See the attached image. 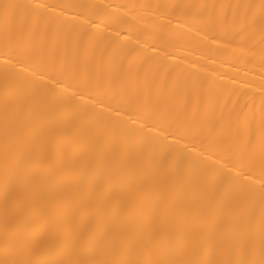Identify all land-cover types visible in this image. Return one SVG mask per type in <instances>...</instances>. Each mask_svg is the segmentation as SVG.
I'll return each instance as SVG.
<instances>
[{
  "label": "bare ground",
  "instance_id": "6f19581e",
  "mask_svg": "<svg viewBox=\"0 0 264 264\" xmlns=\"http://www.w3.org/2000/svg\"><path fill=\"white\" fill-rule=\"evenodd\" d=\"M0 264H264V0H0Z\"/></svg>",
  "mask_w": 264,
  "mask_h": 264
}]
</instances>
